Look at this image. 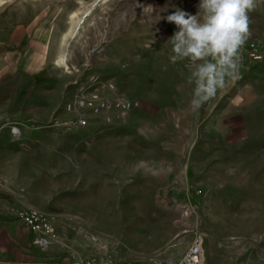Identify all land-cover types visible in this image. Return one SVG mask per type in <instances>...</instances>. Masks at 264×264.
I'll return each instance as SVG.
<instances>
[{
    "label": "rangeland",
    "instance_id": "374dc122",
    "mask_svg": "<svg viewBox=\"0 0 264 264\" xmlns=\"http://www.w3.org/2000/svg\"><path fill=\"white\" fill-rule=\"evenodd\" d=\"M199 2L0 0V29L44 23L41 35L46 36L51 53L64 51V64L60 66L70 75V80L63 90L60 108L67 117L53 116L48 124L70 129L61 122L74 115L64 108L66 96L75 88L74 81L93 74L100 81L114 85V90L99 89L100 95L109 98L123 95L117 88V84L122 86V72L110 66L123 64L121 42L124 37H143L149 44L154 36L169 37L165 28L169 29L170 23L166 17L175 9L185 12L188 9L195 15ZM114 43L120 44V52L111 51ZM107 72L112 80L101 78ZM218 95L203 106L210 115L204 118L205 127L195 128V133H177L172 127H167V131L148 132L137 123L122 122L125 114H114L111 124L120 121L121 127L97 137H86L81 151L61 149L58 144L63 137L59 135L51 139L49 161L47 150L42 149L43 157L31 158L36 164L18 167L19 172L50 175V179L44 181L50 190L46 209L51 211L52 208L53 212L43 213L48 221L55 220L63 228H71L67 229L68 233L79 232L74 235L78 244H74L80 258L99 263L109 256L136 250L145 252L146 256L168 254L178 250L185 241L191 243L194 236L200 234L204 243L203 264H264V141H258L264 139L254 134L255 139L259 138L257 141L252 136L251 143L244 140L242 148H227L225 137L229 133L222 128L217 113ZM2 123L17 125L7 117ZM68 139L75 141L73 137ZM192 140L197 142L193 147L177 150L156 148L151 144L157 141L190 144ZM75 156L83 160L78 168L81 171L77 186L75 166L69 171L70 166L66 164L67 158ZM97 156L110 159L109 174L93 173L94 165L89 159ZM176 156L180 158V182L160 191L157 186H149V181H140L132 170L139 160ZM127 158L130 173H126L128 166L123 164ZM229 158H239L238 163L224 164ZM222 177L231 189H219L224 182L220 180ZM160 182L153 183L159 185ZM39 196L34 192L37 201L43 199Z\"/></svg>",
    "mask_w": 264,
    "mask_h": 264
},
{
    "label": "crops",
    "instance_id": "0c3cea01",
    "mask_svg": "<svg viewBox=\"0 0 264 264\" xmlns=\"http://www.w3.org/2000/svg\"><path fill=\"white\" fill-rule=\"evenodd\" d=\"M186 12L191 14L188 9ZM249 18L250 36L246 43L259 44L264 55V0H257V6L249 13ZM169 26V29L165 28L169 37L154 36L150 44L143 37H124L121 42L123 64H112L110 68L121 70L123 82L121 87L117 84V88L132 103L122 122L126 124L128 120L129 123H137L148 132L159 129L167 131V127H172V131L177 133H195V128L205 127L204 118L210 115V111L205 113L203 107L193 111L190 107L192 86L187 83V77L191 68L187 61L176 64L170 62L171 43L168 39L177 29L174 24L170 23ZM44 29V23L17 24L10 25L5 30L0 29V264H72L73 261L82 259L74 238L79 232L72 230L68 233L67 229L71 228H63L55 220L49 222L57 231L58 239L44 249L33 244L36 233L19 221L15 212L25 207H35L44 213L52 211V208L51 211L46 209L50 203V190L44 183L50 179V175L44 172H19L18 167L36 164L31 158L43 157L42 149L47 150L46 157L49 161L51 139L56 136L63 137L58 144L61 149L73 148L78 152L83 148L86 137H97L121 127L120 121L105 124L93 120L84 128L70 129L48 124L53 116L67 117V113L60 108V103L70 75L61 70L64 51L55 55L51 53L46 36L41 35ZM110 49L118 53L120 44L114 43ZM108 75L111 74H102L101 78L112 80ZM218 100L220 106L217 113L221 126L229 133L225 137L227 148H242L244 140L247 144L251 143L252 136L257 141L259 138L255 139L254 134H259L264 139V58L256 64H241L239 79L231 83L226 92L219 93ZM4 117L17 123L14 125L16 133L11 130L13 126L2 123ZM181 126L186 129H181ZM69 137H73L75 141L67 140ZM196 143L195 140L190 144L183 141L151 142L156 148L176 150L193 147ZM67 159L69 171L72 170L71 166H75L73 170L77 186L82 157ZM109 160L99 156L91 157L89 161L94 165L93 173L101 171L109 174ZM238 160L239 158H229L224 164H237ZM179 163L178 156L154 157L150 161L139 160L132 170L140 181H149V186H157V191H160L180 182ZM123 164L128 166L126 173H130V159L127 158ZM104 166L107 167L104 169ZM158 180L161 181L159 185L153 183ZM220 180L224 181L219 185L220 190L231 189L232 186L227 184L224 177ZM34 192H38L43 199L37 201ZM222 197L226 198L225 195ZM189 245L190 241H185L178 250L168 254L146 256L145 252L136 250L122 255L115 254L104 260L111 264L126 261L165 264L176 262Z\"/></svg>",
    "mask_w": 264,
    "mask_h": 264
},
{
    "label": "clouds",
    "instance_id": "9594fccd",
    "mask_svg": "<svg viewBox=\"0 0 264 264\" xmlns=\"http://www.w3.org/2000/svg\"><path fill=\"white\" fill-rule=\"evenodd\" d=\"M256 6L257 0H200L195 15L175 9L166 17L177 29L168 39L169 60L187 61L191 68L187 83L193 111L239 79L240 51L250 36L249 13Z\"/></svg>",
    "mask_w": 264,
    "mask_h": 264
},
{
    "label": "built area",
    "instance_id": "2783aa9c",
    "mask_svg": "<svg viewBox=\"0 0 264 264\" xmlns=\"http://www.w3.org/2000/svg\"><path fill=\"white\" fill-rule=\"evenodd\" d=\"M264 58L257 43H248L243 46L240 51V65L254 64L261 62ZM72 85L73 92L67 95L64 101V108L74 115L61 122L68 128H84L88 125L90 119L111 124L113 115H124L132 107L130 100L121 94H115L112 98L100 95V91L108 89L114 90L112 83L102 82L95 75H87L84 78L74 81ZM13 133L17 129L12 128ZM19 221L28 226L36 233L33 244L44 249L51 242L58 239V233L54 226L48 221L46 215L35 207L20 208L15 212ZM203 238L200 234H196L188 246L187 250L176 262H167L165 264H203ZM72 264H111L108 260L96 263L92 259H80L73 261ZM120 264H143L126 261ZM149 264H162L160 262H152Z\"/></svg>",
    "mask_w": 264,
    "mask_h": 264
}]
</instances>
